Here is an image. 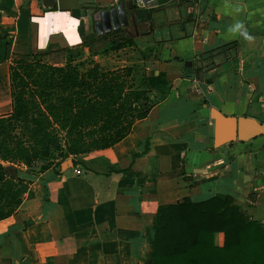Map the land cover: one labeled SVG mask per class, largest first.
<instances>
[{
    "label": "crops",
    "instance_id": "1",
    "mask_svg": "<svg viewBox=\"0 0 264 264\" xmlns=\"http://www.w3.org/2000/svg\"><path fill=\"white\" fill-rule=\"evenodd\" d=\"M185 2L146 5L156 8L150 19L133 15L119 28L129 32L130 46L92 57L101 65L121 50L136 54L159 101L110 147L68 157L58 168L16 166L26 189L17 209L0 220V264H150L156 209L183 197L228 196L264 226V133L215 146L209 115L215 109L264 124V0H205L181 26ZM114 3L54 0L48 8L41 0H0V116L11 106L10 54L81 47L96 34L92 9ZM232 41L238 43L232 59L216 56L201 79L192 78L198 56ZM184 60L191 67L183 71ZM231 128L222 122L218 136ZM213 244H222L220 232Z\"/></svg>",
    "mask_w": 264,
    "mask_h": 264
},
{
    "label": "trees",
    "instance_id": "2",
    "mask_svg": "<svg viewBox=\"0 0 264 264\" xmlns=\"http://www.w3.org/2000/svg\"><path fill=\"white\" fill-rule=\"evenodd\" d=\"M204 5L199 0L186 7L180 25L191 23ZM155 9L134 7L133 14L148 20ZM132 43L128 31L115 29L83 42L86 58L79 46L8 56L11 106L0 116V220L17 209L26 189L16 166L58 168L68 157L110 147L158 103L141 63L106 69L92 59ZM237 50L232 41L198 56L192 78L201 79L216 56L226 62ZM153 225L150 264H264V226L228 196L158 206ZM216 232L220 246L213 244Z\"/></svg>",
    "mask_w": 264,
    "mask_h": 264
},
{
    "label": "water",
    "instance_id": "3",
    "mask_svg": "<svg viewBox=\"0 0 264 264\" xmlns=\"http://www.w3.org/2000/svg\"><path fill=\"white\" fill-rule=\"evenodd\" d=\"M43 7L52 8L54 6V0H41ZM115 3L101 11H96L92 9L93 15L91 16L92 23L96 34L102 32H108L111 30L119 29L121 27L125 28L128 21L131 18H135L133 15V4L132 0H113ZM147 5H160L167 1L171 0H144ZM175 1H186L185 6H191L196 0H175ZM136 21L138 19L136 18ZM3 37V34L0 33V38ZM191 67V62L189 60L182 61L183 71L186 68ZM185 78L190 79L191 74H185ZM209 115L214 121L215 126V136H214V145L219 146L225 142L231 140L246 141L250 138L264 133V124L258 123L252 118L238 117V118H227L218 113L215 109L209 110ZM222 122H228L230 124L234 123V130L231 128V131L226 135V137H219L218 132L220 129V124ZM64 166V163L61 164Z\"/></svg>",
    "mask_w": 264,
    "mask_h": 264
},
{
    "label": "rangeland",
    "instance_id": "4",
    "mask_svg": "<svg viewBox=\"0 0 264 264\" xmlns=\"http://www.w3.org/2000/svg\"><path fill=\"white\" fill-rule=\"evenodd\" d=\"M111 57L109 59H104L100 61V64L102 65L103 68H111L114 65H117L119 63L124 64L125 62H134L136 64H140L139 61L137 60V56L136 54L130 52L129 50L125 49V50H121L119 53L115 54V55H110ZM81 58H83V56L81 55ZM98 59V58H97ZM41 162H35L32 163L29 166V169H27V171H34L37 170L38 167L40 166Z\"/></svg>",
    "mask_w": 264,
    "mask_h": 264
},
{
    "label": "built area",
    "instance_id": "5",
    "mask_svg": "<svg viewBox=\"0 0 264 264\" xmlns=\"http://www.w3.org/2000/svg\"><path fill=\"white\" fill-rule=\"evenodd\" d=\"M132 4H133V7L138 8V9L145 8L147 5L146 1L144 0H132ZM74 173L76 174L79 173V170L75 169Z\"/></svg>",
    "mask_w": 264,
    "mask_h": 264
},
{
    "label": "clouds",
    "instance_id": "6",
    "mask_svg": "<svg viewBox=\"0 0 264 264\" xmlns=\"http://www.w3.org/2000/svg\"><path fill=\"white\" fill-rule=\"evenodd\" d=\"M242 26L240 25V24H237L236 26H235V29L234 30H239L240 28H241ZM245 36H247V33L245 32V33H243Z\"/></svg>",
    "mask_w": 264,
    "mask_h": 264
},
{
    "label": "flooded vegetation",
    "instance_id": "7",
    "mask_svg": "<svg viewBox=\"0 0 264 264\" xmlns=\"http://www.w3.org/2000/svg\"><path fill=\"white\" fill-rule=\"evenodd\" d=\"M129 22V21H128Z\"/></svg>",
    "mask_w": 264,
    "mask_h": 264
}]
</instances>
